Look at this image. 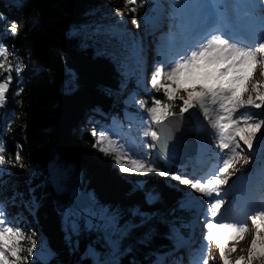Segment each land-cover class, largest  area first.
<instances>
[{"label": "snow or ice", "instance_id": "obj_1", "mask_svg": "<svg viewBox=\"0 0 264 264\" xmlns=\"http://www.w3.org/2000/svg\"><path fill=\"white\" fill-rule=\"evenodd\" d=\"M126 5H136L130 9L133 14L143 7L137 0H126ZM15 6H21L19 0ZM115 13L120 19L110 25L95 24L91 38L104 43L122 70L130 65L138 69V83L146 79L144 70L154 51L151 89H146L151 106L149 100L129 95L124 103L138 104L147 121L143 115L130 117L125 112L137 121L125 129L112 117L113 125L100 128L99 135L93 128V147L110 155L122 173H156L177 182L181 195L166 210L152 209L163 202L162 192L138 184L134 191L142 192L143 203L113 206L93 192L69 188L67 170L53 165L48 179L58 194L68 195L67 200L58 201L68 247L73 253L79 251L80 237H87L82 259L90 264H121V258L137 245L147 249V264H217L213 250L220 264H264V0H153L151 13L144 16L145 35L154 37L151 43L120 26L124 18L119 7ZM94 14V9L87 13ZM131 23L139 27L135 16ZM0 33L5 39L19 36V22L0 13ZM22 71L20 58L0 40V107H6L12 73L19 79ZM125 87L122 81L121 88ZM152 90L162 92L164 99L151 95ZM22 92L23 88L15 94ZM186 119L190 143L175 139ZM10 127L6 125L5 130ZM114 135L120 139L114 140ZM181 143L183 153L178 152ZM21 151L17 145L14 156H9L0 142V177L25 167ZM170 154L195 161L193 170L173 172L171 166H162L160 161L167 165ZM246 165L252 173L244 185V197L238 193L229 202L225 186L244 169L233 184L235 189L248 173ZM16 197H21L29 213L38 207L34 196L23 201L17 192L4 198L0 188V264H37L31 260L38 247L36 234H27L22 221L18 223L7 211ZM216 229L232 233L227 242L215 234ZM247 234L251 235L247 254L233 259L237 244ZM158 236L169 243L156 244ZM24 241L29 246H23ZM39 247L46 264L57 257L46 242H39ZM130 264L144 262L133 257Z\"/></svg>", "mask_w": 264, "mask_h": 264}, {"label": "trees", "instance_id": "obj_2", "mask_svg": "<svg viewBox=\"0 0 264 264\" xmlns=\"http://www.w3.org/2000/svg\"><path fill=\"white\" fill-rule=\"evenodd\" d=\"M3 1L13 9V14H7L9 20H17L23 28L15 38L4 39L0 33V40L26 64L27 72L19 79L12 73L6 107H0V142L9 156H14L20 145L28 169L26 176L19 167L11 169L10 176L0 177V188L4 198L17 192L23 199L35 197L38 207L30 228L34 227L57 252L48 264H90V260L82 259L87 237H80V249L75 253L64 239L58 201H65L68 195L58 194L48 177L50 168L58 165L67 170L69 188L86 189L113 206L143 203L142 192L134 191L139 175L125 176L108 155L93 147L92 127L96 123L92 119L97 113L104 114L101 112L112 98L109 90L113 94L119 89L120 67L104 43L91 34L95 24L113 21L115 8L112 0H19L18 7L17 0ZM141 3L137 13H151V3L137 0V5ZM90 9L95 10L94 15H87ZM9 60L16 63L12 56ZM134 68L130 65L128 70ZM21 88L23 92L17 96ZM152 95L164 99L163 93ZM141 99L149 100L151 106L150 95H141ZM8 124L11 127L5 130ZM155 174L145 175L142 186L161 191L163 202L151 207L166 210L181 194ZM156 241L161 242V237ZM146 251L134 246L132 253L121 258V264H130L133 257L147 264Z\"/></svg>", "mask_w": 264, "mask_h": 264}, {"label": "rangeland", "instance_id": "obj_3", "mask_svg": "<svg viewBox=\"0 0 264 264\" xmlns=\"http://www.w3.org/2000/svg\"><path fill=\"white\" fill-rule=\"evenodd\" d=\"M110 3H113V7L116 9L117 7H119V9H120V14L123 16V18H124V20H123V22H121L123 25H124V28H126L127 29V31L128 32H130V33H134V34H138L139 36H143L144 34H145V23H144V21L142 20V18L141 17H139L138 15H137V13L136 14H133L132 12H131V8L129 7V6H127L126 5V0H112V2H110ZM3 9H1L0 8V13H4V14H6L7 12H9L10 13V11L9 10H5L4 12L2 11ZM13 12V11H12ZM135 16V18H136V20H137V23H138V25H139V27H137V25H133L132 23H131V21H132V18ZM114 22L115 21H117V20H119L120 19V17H118L117 15H115L114 17ZM114 22H111L110 24H113ZM109 24V25H110ZM22 23H20L19 22V29L21 30L23 27H22ZM10 50V49H9ZM154 53V52H153ZM22 65H23V71H22V73L21 74H24V73H26L27 72V70H26V64L25 63H23V62H20ZM150 65H151V62H150ZM120 70H121V78H123V72L124 71H126V69H124V70H122L121 68H120ZM139 71V70H138ZM140 73V72H139ZM140 80V79H139ZM145 81V82H144ZM143 82H144V84H143V86H144V88H145V90L146 89H148V88H146V84H147V81L146 80H144ZM123 82L127 85L128 83H130V88L129 89H131V92H130V94L129 95H131V94H133L134 93V91H135V87H137V86H141V85H136V86H134V82H138V80L137 81H134V76H132L131 77V79L130 78H128V79H125V80H123ZM149 82H150V80H149ZM127 92V89L123 92V94H125ZM129 97V96H128ZM120 99H121V97H120ZM123 101V100H122ZM124 103V102H123ZM127 106H129V108H126ZM137 109H138V104H125L124 103V110L122 111V113H121V116H122V118H123V120H119V122L120 123H122L124 126H125V129H127L128 128V125L129 124H132V125H135V123L137 122L135 119H130L129 118V116H126L125 115V112H127L129 115H130V117H137L138 115H143L142 114V112H139V113H136V111H137ZM143 117H144V119H145V121H146V119H147V115L146 114H144L143 115ZM113 122V121H112ZM98 131H97V135H99V127L98 128H96ZM258 136H259V134H258ZM118 140L120 139V137L118 136V138H117ZM255 143V142H254ZM110 158H111V156L110 155H108ZM180 167V166H179ZM23 171H24V173H26V168L24 167V168H21ZM51 169V168H50ZM125 176H127V177H129V176H132L133 174L132 173H123ZM139 178H137V180H136V182H135V184L136 185H141L142 184V182L144 181V177L141 175V176H138ZM185 190H187V189H185ZM188 191H190V190H188ZM24 201H28V199H26V200H24ZM18 207L21 209V215H22V217L23 218H27L28 219V216L26 215V212L28 211V208L25 206V205H23L22 203H21V200H19L18 201ZM21 217V218H22ZM248 223H249V225L251 224V222L250 221H248ZM35 233L36 235H35V237H34V239H37L38 240V247L36 248V249H34V255L32 256L33 257V259L31 258V260H34L35 258L36 259H42L43 261L46 259V257H44V256H42L41 255V250H40V247H39V242H41V241H43L44 242V240L42 239V237L37 233V231H35V230H33V231H30L28 234L29 235H31L32 233ZM247 236H248V240H249V244L247 245V247L246 248H243L244 250L240 253V255H246L247 254V249H248V247H249V245H250V240H251V235L250 234H247ZM27 246H29V245H27L26 244V247ZM245 253V254H244ZM235 257V256H234Z\"/></svg>", "mask_w": 264, "mask_h": 264}, {"label": "bare ground", "instance_id": "obj_4", "mask_svg": "<svg viewBox=\"0 0 264 264\" xmlns=\"http://www.w3.org/2000/svg\"><path fill=\"white\" fill-rule=\"evenodd\" d=\"M158 35H159V34L157 33V36H158ZM151 54H152V53H151ZM150 59H151V55L149 56V61H150ZM147 66H149V63H148ZM147 69H148V67H146L145 70H144V73H145V74L147 73ZM139 77H140V73H139V71H138V69H137V70L135 71V73H134V79H135V80H138ZM201 119H202V117H201ZM258 134H259V133H258ZM258 134H257V135H258ZM242 146H243V145H242ZM244 147L246 148V146H244ZM249 159H250V163H251V159H252V158L250 157ZM246 167H247V168L250 170V172L252 173V168H249V166H247V165H246ZM253 167H256V166L254 165ZM233 184H235V183H234V175H233V176L231 177V179L229 180V184L225 186V189H226V190L232 189V188H233ZM242 189H243V194H244V186H243ZM239 192H241V191L238 190V193H239ZM193 194L199 196V194H196V193H193ZM232 197H233V196L229 194V196L226 197V199H227L229 202H231ZM227 206H228V205L226 204L225 207H227ZM215 234L221 238L222 242H227V237H228L229 235H231L232 233H230V231L227 230V229H216V230H215ZM247 238H248V236L246 235V236H245V239H244L243 241H241L240 243L237 244V252L233 254V257H232L233 259H235L236 257L240 256V253L244 250L243 248H246V247H247V245L249 244V240H248ZM229 246H231V242H229ZM213 254L216 256L217 264H220L218 254L215 252V250H213ZM244 254H245V253H244ZM234 256H235V257H234ZM142 258H143V256H142Z\"/></svg>", "mask_w": 264, "mask_h": 264}, {"label": "water", "instance_id": "obj_5", "mask_svg": "<svg viewBox=\"0 0 264 264\" xmlns=\"http://www.w3.org/2000/svg\"><path fill=\"white\" fill-rule=\"evenodd\" d=\"M187 122H185L184 125H182L181 127V131L177 132L175 134V139L176 141H188L189 143L191 142V136L189 135V133H187L186 131L189 128V125L187 126L186 124ZM185 151V147L184 145L181 143L180 145H178V152L179 153H183ZM185 156L182 154H177L175 156H171L170 154V160H173L175 162H182L184 160Z\"/></svg>", "mask_w": 264, "mask_h": 264}]
</instances>
